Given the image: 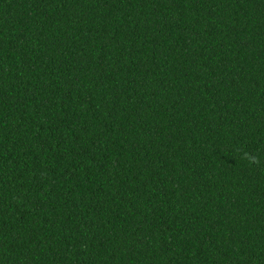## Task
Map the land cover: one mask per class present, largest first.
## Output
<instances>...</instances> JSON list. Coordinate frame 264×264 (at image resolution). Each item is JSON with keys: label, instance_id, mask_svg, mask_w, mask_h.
<instances>
[{"label": "trees", "instance_id": "trees-1", "mask_svg": "<svg viewBox=\"0 0 264 264\" xmlns=\"http://www.w3.org/2000/svg\"><path fill=\"white\" fill-rule=\"evenodd\" d=\"M0 264H264V0H0Z\"/></svg>", "mask_w": 264, "mask_h": 264}]
</instances>
